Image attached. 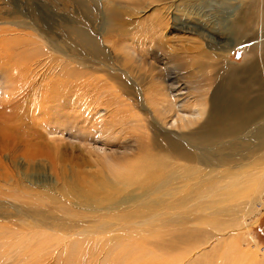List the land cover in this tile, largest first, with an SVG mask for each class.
I'll return each instance as SVG.
<instances>
[{
    "label": "bare ground",
    "instance_id": "obj_1",
    "mask_svg": "<svg viewBox=\"0 0 264 264\" xmlns=\"http://www.w3.org/2000/svg\"><path fill=\"white\" fill-rule=\"evenodd\" d=\"M255 2L249 0L253 8L247 20L240 10L232 18V23L238 26L248 23V33L242 38L239 33L229 38L231 43L245 50L247 59L244 66L237 69L238 73L232 74L231 79L235 80L243 71L245 82L233 87L236 90L228 103L239 107L241 104L237 102L243 97L248 99L245 105L236 111L222 112L215 101L216 87L211 92L208 110L206 101L193 100L192 113L176 111L170 117L172 109L165 106L167 95L164 98L157 91L146 93L147 116L153 117L155 113L159 129L168 134H165L168 137L163 134L164 142H158L155 134L153 138L148 134L139 116L135 114L132 119H127L122 115L118 97L112 95L111 105L110 102L104 105L103 93L93 89L83 102L90 101L85 111L88 120H83L78 127L81 130L78 138L88 145L94 139L103 146L98 151L89 149L95 152V161L99 163L105 159L120 163L121 158L124 160V154L105 150V147L114 148L112 150L130 148L131 144L121 145L122 136L128 143L145 140L144 156L137 165L120 168L111 175H93L91 181H86L80 173L70 177L63 175L60 184L36 183L33 179L32 184L39 189L21 187L20 184L21 176L28 180L24 170L34 163L31 164L33 159L46 156L51 150L58 155L56 137L47 139L42 131L47 123L43 117L49 113L48 109L55 110V127L52 129L68 133V137L76 136L71 115L75 107L74 65L94 71L100 67L118 80L125 75V68L120 62L123 69L91 54V39L82 35L71 22L64 20L62 27L66 30V41L63 44L59 32L53 31L52 23L41 16H28L19 10L0 11V85L3 81L11 83L9 88L30 85L35 90L36 102L28 122L14 121L18 119L16 115L14 118L0 115V156L20 150L25 162L17 163L11 161L12 158L7 164L0 158V179L10 182L12 187L16 185L14 192L0 191V264H58L57 259L62 264H180L183 258L172 256L181 249L184 240L181 232L201 233L200 237L192 238L201 242L213 232L246 224V215L257 212L258 202L264 200V170H261L264 168H256L258 173L248 172L249 168L264 162V72L256 75L260 59L264 58V0L258 6ZM120 13L116 11V17ZM75 31L78 39L87 45L85 52L72 48ZM99 37L103 39L102 35ZM186 41L188 54L202 64L217 58L213 49H219V56L224 58L229 47L215 48L208 43L211 51L206 53L195 38ZM152 48L140 52V64L153 52ZM87 86L97 88L92 82ZM180 92L181 89L177 90L173 96H181ZM206 92L204 89V94ZM3 101H9V97ZM3 108L1 105L0 113ZM61 115L66 121L63 124L59 120ZM202 118L198 131H175L178 126L186 128ZM85 125L96 127L94 133L83 132ZM130 127L135 131L128 130ZM136 129L140 130L137 134ZM173 134L179 140L172 139ZM26 157H30L29 160ZM178 161L196 166L187 167ZM10 168L17 170L20 177L9 178ZM253 175L262 179L254 182ZM42 197L43 202L40 201ZM7 198L15 203L5 201ZM217 240L208 251L211 253L195 257L191 264H196L202 256L205 261L201 264H230L227 257L231 255V248L227 240L223 237ZM235 251L232 256L240 262L235 264L247 259L264 264L262 249L250 255Z\"/></svg>",
    "mask_w": 264,
    "mask_h": 264
},
{
    "label": "rangeland",
    "instance_id": "obj_2",
    "mask_svg": "<svg viewBox=\"0 0 264 264\" xmlns=\"http://www.w3.org/2000/svg\"><path fill=\"white\" fill-rule=\"evenodd\" d=\"M260 1L256 0L255 5L258 6ZM252 8L249 0H0V11L19 10L28 16L32 14L36 17L37 14L43 19L50 21L54 28L53 31L56 30V33L59 32L58 36H60V41L63 44L66 41V37H64L66 30L62 27L65 25L64 20L71 22L75 28H78L82 35L88 36L87 38L91 39L93 46L90 45V48H94L93 50L90 49L91 54L99 57L100 60H106L109 64L116 63L121 68L123 67L121 64H124L123 68H125V75L123 74L122 79L118 80L110 73L102 71L100 67L95 68L94 71L91 68L74 65L76 75V77L74 75L75 79L73 78L75 83V87L73 88L75 107L71 115L75 121V123L73 122L74 126H72V129L76 130V136L68 137V133H61L58 129H55L56 131L52 129V127H55L53 122L55 121L54 116L56 115L55 110L48 109L49 113L43 117L47 122L45 124L46 127L44 126L42 131L47 136V139L52 136L56 137L54 139L59 148L58 155L55 153L56 151L52 152L51 150L46 156H38L33 159L34 161L30 159L32 161L31 164L34 163L30 165L29 169L24 170V173L29 177L26 180L21 176V187L39 189L32 184L34 182L33 179H35L36 183L60 184L63 175L70 177L75 173H80L86 181H91L93 175L98 177L107 174L111 175V172H116L120 168L140 163L144 156V148L147 147L145 140H141L142 144L140 142H132V144L130 142L128 143L127 139H124L125 136H122L123 138L120 139L121 145L126 146L127 144H131L127 150H123V148L112 150L114 148L105 147L108 153L117 151V154H124L125 158L124 160L121 158L120 163H122L120 164L109 160H106V162L105 159L102 160L103 162L99 160V163H97L95 161L96 157H94L96 156L95 152H91L89 149L98 151L103 146L94 139H91L88 145V143H82L78 138L81 136V130L79 131L78 127H80L83 120H88V115L85 111L89 107L90 101L86 100V103L83 102L89 98L92 92L91 90L93 89L97 93H103L101 100L104 105H107L108 102L111 105L110 98H112V95L113 97H118L120 102L119 110L122 115L127 119H132L135 114L139 116L141 119L140 123L148 129V134L152 138L155 134L157 137L155 140L158 142H164L162 136L164 134V136L168 137V134L163 133L164 131L159 129V125L156 124L158 116L155 113L153 117L147 116L149 109L146 104H149L146 103V98H144L146 95L148 96L146 93H154V91H157L158 94L160 93L159 96H164V98L166 94L168 101L165 103V106H169L172 109L170 117L178 111L192 113L195 106L193 105V100L201 103L206 101L205 107L208 110L211 105V92L216 87H218V93L216 94L215 101L222 112H232L240 109L247 103V98L241 97L237 102L241 104L239 107L233 103H228V101L232 98L234 90H236L233 87L240 86V84L245 82V73L243 71L239 73L235 80L231 79V77L237 69L244 66L247 54L240 45L231 43L232 41L229 38H233L238 33L239 35L241 34L242 38L248 33V29L250 28L248 23H244L240 27L232 23V18L240 10L244 18L246 17L245 20H247L249 15L252 14L250 10ZM116 11L121 12L119 14L120 16L117 15L116 17ZM258 20L260 21L261 18L259 17ZM262 20V28H264V18ZM114 27L118 29L113 30ZM154 34H157V36H153ZM99 35H102L103 39ZM155 37L156 39H154ZM190 38H195L199 41L202 49L206 53L211 51L207 47L208 43L215 48L229 46L228 51L225 57L221 58L219 56L220 50L213 49L214 54H218L217 58L215 57L213 60L208 58L209 60L202 64L187 52L186 45H188V42L186 39L188 40ZM83 40L85 41L86 39L84 38ZM73 41L72 48L75 47L76 51H86L87 45L78 39L76 31L75 35H73ZM156 42L158 43L157 47H155ZM150 48H152L153 52L147 55L146 59H143L146 64L144 61L140 64V52ZM258 66L259 68L256 71L257 76L264 72V58L262 60L260 59ZM58 78L61 79V76H58ZM89 80L97 88H88ZM93 81H96V83ZM124 82L125 84H123ZM205 85L208 88H204ZM9 87H12L11 83L8 84L4 81L0 85V108L1 105L4 106L0 115L5 114L12 118L16 115L15 118L18 119H14V121L17 120L21 123L28 122L31 120L30 111L35 107L36 103H34V88H30V85L29 87L22 86L19 88ZM36 88L39 90L38 87ZM179 89H181V96H173ZM204 89L207 90L205 94ZM141 92L145 93L143 94ZM8 97L9 101L4 102L3 100H6ZM59 120L60 124L66 122L63 115H61ZM202 122L203 118L194 124L187 125L186 128L178 126L175 131L192 133L200 129ZM95 129L96 127L94 126L89 127L85 125L82 131L85 133L89 131L94 133ZM128 130L135 131L131 127ZM138 132L140 130L136 129V134ZM172 136V139H178L174 134ZM45 141L47 142L46 139ZM62 143L64 144L62 145ZM148 145H150V142H148ZM21 154H24L23 151L17 150L14 154L10 153L11 156L9 154H3L0 158L2 157V162L5 163L6 161L7 164L12 158L11 161L25 164ZM26 158L29 160L30 157ZM178 163L187 167L196 166V164L183 161H178ZM33 166L35 167L34 169ZM258 167L264 168V162L258 166L255 165L254 168L247 167V169L249 168L248 172L253 173ZM13 168H10L7 172L10 174L9 178L14 176L20 177L21 174ZM255 172L258 173L257 170ZM253 176H255L253 177L255 178L253 179L254 182L262 179L261 176ZM3 180L4 178L0 179V191H16L13 190L16 185L13 188L10 186V182L7 183ZM20 185L18 184L17 187L19 188ZM51 186L53 187V185ZM4 200L15 203L13 199L7 198ZM40 201L43 202L45 200L42 197ZM257 207L259 208L257 212L246 215V224L240 227L228 228L222 232H213V234L205 238L203 237L204 240L201 242L192 240L193 237L197 238L196 235L200 237L201 233H180L178 231V233L183 234L182 237L184 240L180 245V251L173 254L172 257L176 259L183 258L180 264H191L195 257L210 251L218 242L217 239L222 237L227 240L226 243L231 248L229 249L231 255L227 257L230 264H235V262L240 263L232 256L235 250L236 253L243 252L246 254L249 253V255L256 250H264V244L262 243L264 242V200L259 201ZM212 235L213 237L211 238ZM214 237H216V242H213ZM65 255L68 256L67 253ZM57 261L58 264H62L59 259ZM203 261H205L204 256L196 264H201ZM51 264L57 263L53 262ZM241 264L258 263L255 260L247 259V261H242Z\"/></svg>",
    "mask_w": 264,
    "mask_h": 264
},
{
    "label": "trees",
    "instance_id": "obj_3",
    "mask_svg": "<svg viewBox=\"0 0 264 264\" xmlns=\"http://www.w3.org/2000/svg\"><path fill=\"white\" fill-rule=\"evenodd\" d=\"M264 244V242H262Z\"/></svg>",
    "mask_w": 264,
    "mask_h": 264
}]
</instances>
